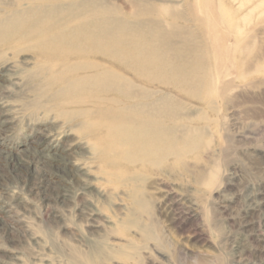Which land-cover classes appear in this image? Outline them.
<instances>
[{"label": "rangeland", "instance_id": "rangeland-1", "mask_svg": "<svg viewBox=\"0 0 264 264\" xmlns=\"http://www.w3.org/2000/svg\"><path fill=\"white\" fill-rule=\"evenodd\" d=\"M105 1L127 11L146 0ZM164 1L176 7L158 13L163 28H190L207 46V101L185 100L181 114L198 116L203 143L182 161L106 176L90 145L45 110L35 55L0 50V264H264V0L251 10L260 0H150ZM14 3L0 0V20ZM222 7L237 10L239 31Z\"/></svg>", "mask_w": 264, "mask_h": 264}, {"label": "bare ground", "instance_id": "bare-ground-1", "mask_svg": "<svg viewBox=\"0 0 264 264\" xmlns=\"http://www.w3.org/2000/svg\"><path fill=\"white\" fill-rule=\"evenodd\" d=\"M70 1L15 0L20 9L0 20V50L35 55L32 78L45 110L85 140L107 168L105 175L114 178L137 165L148 169L168 158L182 161L199 148L204 126L192 125L198 116L181 114L189 100L207 101V46L190 28H163L158 13L176 4L131 1L122 11L105 0H83L77 9L62 3ZM250 1L238 5L248 8ZM261 2L250 3L249 10ZM233 11L222 7L219 13L237 32ZM172 29L175 36L167 31ZM239 45L236 40L238 51ZM130 196L137 208L146 207L141 186H132Z\"/></svg>", "mask_w": 264, "mask_h": 264}]
</instances>
